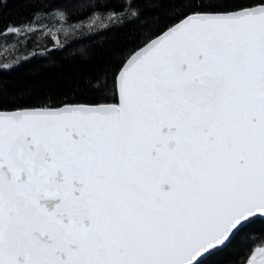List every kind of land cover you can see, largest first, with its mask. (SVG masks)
<instances>
[{"label":"snow or ice","instance_id":"1","mask_svg":"<svg viewBox=\"0 0 264 264\" xmlns=\"http://www.w3.org/2000/svg\"><path fill=\"white\" fill-rule=\"evenodd\" d=\"M27 2L0 17V59L132 22L141 0ZM159 2L178 22L71 100L9 99L0 78V264H206L237 240V264H264V0Z\"/></svg>","mask_w":264,"mask_h":264},{"label":"trees","instance_id":"2","mask_svg":"<svg viewBox=\"0 0 264 264\" xmlns=\"http://www.w3.org/2000/svg\"><path fill=\"white\" fill-rule=\"evenodd\" d=\"M35 4L27 0H0V17L2 24L10 21L20 23L28 19ZM140 15L132 22L123 25L115 24L108 29L94 32L87 27L74 33H59L58 38L64 44L57 47L50 36H31L27 44L18 45L6 59L0 63L12 64L8 69H0V78L9 99L22 100L27 104L39 105L49 99L60 101L73 98V85L82 81L89 74H95L110 62L117 61L121 55H127L165 25L177 22L173 18L171 5L159 0H141L137 4ZM87 10H74L71 23H87ZM57 23V22H56ZM35 37V38H34ZM10 40H12L10 38ZM16 41L13 40V44ZM20 57L19 63H14ZM7 106V101H6ZM248 231L264 234V222H258ZM251 242L246 247H250ZM239 240L228 248L210 257L206 264H237L238 257L243 255Z\"/></svg>","mask_w":264,"mask_h":264},{"label":"rangeland","instance_id":"3","mask_svg":"<svg viewBox=\"0 0 264 264\" xmlns=\"http://www.w3.org/2000/svg\"><path fill=\"white\" fill-rule=\"evenodd\" d=\"M57 21H55V20H52V19H44L43 21H42V23H44V24H46L47 26H48V28L49 29H51L52 31H55V28L58 26V22L56 23ZM79 23V22H78ZM83 28V27H82ZM82 28H80V29H78V30H81ZM82 31H84V28H83V30ZM61 33H63V32H61ZM58 35H59V33H57ZM66 34H64V36H65ZM32 36H35V35H32ZM44 35L43 34H41L40 35V37H43ZM31 38V37H30ZM35 38V37H34ZM9 43L10 44H13V40H9ZM28 43V42H27ZM26 43V44H27ZM24 45V44H23Z\"/></svg>","mask_w":264,"mask_h":264},{"label":"water","instance_id":"4","mask_svg":"<svg viewBox=\"0 0 264 264\" xmlns=\"http://www.w3.org/2000/svg\"><path fill=\"white\" fill-rule=\"evenodd\" d=\"M178 22V21H177Z\"/></svg>","mask_w":264,"mask_h":264}]
</instances>
